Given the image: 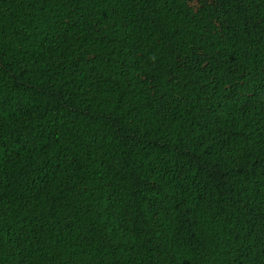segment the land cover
<instances>
[{
    "label": "trees",
    "instance_id": "trees-1",
    "mask_svg": "<svg viewBox=\"0 0 264 264\" xmlns=\"http://www.w3.org/2000/svg\"><path fill=\"white\" fill-rule=\"evenodd\" d=\"M0 264H264V0H0Z\"/></svg>",
    "mask_w": 264,
    "mask_h": 264
}]
</instances>
